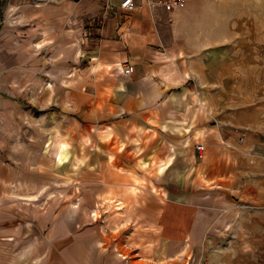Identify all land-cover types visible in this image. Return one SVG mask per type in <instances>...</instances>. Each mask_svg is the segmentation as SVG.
<instances>
[{
	"label": "crops",
	"instance_id": "0c3cea01",
	"mask_svg": "<svg viewBox=\"0 0 264 264\" xmlns=\"http://www.w3.org/2000/svg\"><path fill=\"white\" fill-rule=\"evenodd\" d=\"M44 1L31 27L37 20L69 36L59 68L39 67L59 72V108L89 126L126 124L141 142L137 155L154 165L138 173L119 227L80 228L72 218L45 263L264 264V101L222 100L238 9L224 0H185L172 11L134 0L132 12L122 0ZM71 70L77 80L64 84Z\"/></svg>",
	"mask_w": 264,
	"mask_h": 264
},
{
	"label": "rangeland",
	"instance_id": "374dc122",
	"mask_svg": "<svg viewBox=\"0 0 264 264\" xmlns=\"http://www.w3.org/2000/svg\"><path fill=\"white\" fill-rule=\"evenodd\" d=\"M43 2L0 0V264L55 261L59 229L72 228L73 219L80 228L119 227L135 184L143 182L138 173L154 167L137 155L141 142L126 124L89 126L59 108V72L39 67L59 68L69 36L55 25L41 30L37 20L31 27ZM221 4L239 13L234 60L223 62L222 100L234 108L264 101V0ZM206 15L210 21L212 13ZM71 71L60 76L64 84L77 80Z\"/></svg>",
	"mask_w": 264,
	"mask_h": 264
},
{
	"label": "built area",
	"instance_id": "2783aa9c",
	"mask_svg": "<svg viewBox=\"0 0 264 264\" xmlns=\"http://www.w3.org/2000/svg\"><path fill=\"white\" fill-rule=\"evenodd\" d=\"M144 5L148 7L149 9H156L160 8L165 11H172L175 9H180L184 7L185 5V0H142ZM120 7L125 11V12H132L133 10L136 9V3L134 0H122L120 2ZM84 37L87 38L90 36V32L85 30L83 33ZM131 70V67L127 69V71ZM197 150L202 149V144H197L196 145ZM261 169L262 172L264 173V159L261 163Z\"/></svg>",
	"mask_w": 264,
	"mask_h": 264
}]
</instances>
